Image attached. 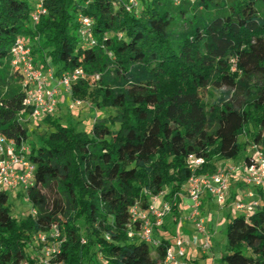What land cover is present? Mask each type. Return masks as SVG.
I'll return each mask as SVG.
<instances>
[{
    "label": "trees",
    "instance_id": "1",
    "mask_svg": "<svg viewBox=\"0 0 264 264\" xmlns=\"http://www.w3.org/2000/svg\"><path fill=\"white\" fill-rule=\"evenodd\" d=\"M125 1L43 0L47 13L33 24L37 0H0V133L27 139L29 126L18 118L21 75L10 65L18 36L37 67L55 76L84 71L71 84L72 98L114 110L89 132L61 125L55 115L38 120L51 130L28 154L37 181L28 200L37 214L14 217L0 191V264H37L29 243L52 224L65 237L58 257L64 264H159L168 238L155 231L152 256L146 242L126 232L130 206L146 202L143 189L180 191L192 174L189 154L204 157L202 173L220 161H248L247 143L264 151V0H138L132 11ZM181 4L191 14L179 9L174 22ZM79 13L93 19L97 46L80 44ZM178 24L180 33L173 31ZM8 68L19 85L8 86ZM207 87L223 88L224 96L204 102L200 90ZM225 236V264H264V203L233 215Z\"/></svg>",
    "mask_w": 264,
    "mask_h": 264
},
{
    "label": "built area",
    "instance_id": "2",
    "mask_svg": "<svg viewBox=\"0 0 264 264\" xmlns=\"http://www.w3.org/2000/svg\"><path fill=\"white\" fill-rule=\"evenodd\" d=\"M179 4L183 0H170ZM191 2L194 0H190ZM124 7L127 11L138 7V0H126ZM47 13L43 0H37L30 13L33 24L40 16ZM77 34L80 44L84 47L97 46V40L92 33L93 19L82 13L76 18ZM103 48V46L101 45ZM108 56L110 52H106ZM10 65L21 75V89L24 93V109L18 114L19 120H40L54 115L59 105V93L71 95V84L85 77L82 69L63 71L55 76L52 68L37 67L31 54V48L26 39L18 36L11 48ZM234 69V67H232ZM82 104V100L72 98L68 102V109L72 110ZM26 112L28 116L25 117ZM248 161L240 159L236 162L219 164L212 172L197 173L205 165L204 157L189 154L186 159L187 167L192 174L182 185L180 191L168 194L164 189L156 194L143 189V199L135 200L129 208V221L126 232L130 238H138L154 249L159 245L155 231L163 229L167 216L173 215L181 200L188 211L185 220L193 226V234L188 239L178 238L167 246L159 264H187L188 247L196 246L203 253L211 250L210 234L207 230L206 217L203 213V199L209 196L219 209L227 205L230 183L235 181L240 187L238 194L229 202V206L236 212L248 215L260 204L264 203V151L256 144H250ZM30 147L26 140L16 142L0 133V191L22 188L27 195L30 189L37 187L36 165L29 159ZM144 203V204H143ZM37 214V209L31 207L28 213ZM174 222H180V217L172 216ZM37 236V237H36ZM36 240L41 246L36 258L37 264H64L58 261L61 245L65 240L57 224H52L46 231H39ZM34 237V238H35ZM108 239V236H106ZM81 243H86L84 236ZM100 259H102L100 257ZM20 264H28L21 262Z\"/></svg>",
    "mask_w": 264,
    "mask_h": 264
},
{
    "label": "rangeland",
    "instance_id": "3",
    "mask_svg": "<svg viewBox=\"0 0 264 264\" xmlns=\"http://www.w3.org/2000/svg\"><path fill=\"white\" fill-rule=\"evenodd\" d=\"M179 9H186V14H191V9L186 4H181L177 8L173 10V21L178 22L180 19L177 11ZM174 32H181L183 31L182 24H178L175 29H173ZM6 78L7 82L9 83V87L13 85H19V78L17 75H15L11 68L7 69ZM94 85H92V88ZM6 90L5 86H3L0 82V96L4 94V91ZM200 95L204 102L211 103L213 101H217L218 99L222 98L224 96L223 88H213V87H207L205 89L200 90ZM66 97V100L65 98ZM70 100V96L64 92L59 93V107L56 109L54 115L57 116L56 120L61 125H72L75 130L79 131H86L89 132L91 130L92 124L96 120H100L103 118H106L108 116H112L114 114V110L112 108H99L97 107L91 100V97H87L83 100L82 104L72 110L68 109V102ZM53 116V115H52ZM38 120H34L32 122H27L29 128L27 131V139L26 143L29 145L32 144L33 141H37V137L41 135H47L48 132L51 130V127L49 126H39L37 124ZM117 128V125H113L111 129L115 130ZM247 139L246 136H240L241 141H245ZM250 143H247L244 154H248L250 151ZM242 153V154H243ZM242 156V155H241ZM220 162H217L215 166H218ZM8 195L7 204L10 207L11 214L16 218H21L25 215H27L30 212L31 209V203L27 199L26 193L23 191L22 188L18 187L16 189H8L6 190ZM44 194L50 195V189L45 188ZM236 211H224L220 213L222 222L219 223L216 226L217 222V216L215 215H206L208 221H207V230L209 232L213 231L214 226L218 227V232L216 235L210 240L211 245L214 248V252L212 254V247L211 250L206 252L207 255L203 256V252L198 249V251L195 252L194 256L188 257L187 261L188 263L192 264V259L196 260L197 264H225L222 256L226 253V236H225V226L226 223L229 222V220L233 217V215L237 214ZM171 216V215H169ZM177 216V215H176ZM178 217V216H177ZM213 223V226H212ZM166 230H170L171 233H174L175 224H173V220H170L168 216L165 219V226ZM37 233L35 234V236ZM37 237V236H36ZM35 238H32L29 245L32 250V255H36L39 252L40 245L38 241ZM173 238L171 239V242L173 243ZM150 246V245H149ZM151 252H153V247L150 246ZM154 256V253L151 254Z\"/></svg>",
    "mask_w": 264,
    "mask_h": 264
},
{
    "label": "crops",
    "instance_id": "4",
    "mask_svg": "<svg viewBox=\"0 0 264 264\" xmlns=\"http://www.w3.org/2000/svg\"><path fill=\"white\" fill-rule=\"evenodd\" d=\"M65 100H66V97H64ZM239 161V160H238ZM233 161L231 160H227V161H220L219 164H224V163H231ZM239 190H241V187L235 182V181H231L230 183V190H229V196H228V199H227V205L224 206L223 208L219 209V207L216 206V204L210 199V197L207 195L204 197L203 199V213L205 215V217H207L206 215H215L217 216V222H216V226L221 223L222 225V222L220 221L221 219V215L220 213L224 212V211H233V209L228 205L230 200H232V198L235 197L236 194H238ZM188 211V208L186 206V204L184 203L183 200L180 201L178 207L175 209L173 215L171 214V216H168V218H170V220H173L172 219V216H179L180 217V222L176 223L173 221V224H175V228H174V233H171L170 230H166V228H164L165 226V221H164V226H163V229H161L159 231L160 234H162L163 236H165L166 238H168L171 242V239L173 238V243L176 241V239L178 238V235L182 237V239H188L194 232L193 230V226L187 222L185 220V215ZM207 221L208 219L206 218V224H207ZM212 226H213V223H212ZM214 226L213 228V231L212 232H209L210 234V240L216 235V233L218 232V227ZM212 247V254L214 252V248L213 246L211 245ZM198 251V248L196 246H189L188 247V254L187 256L189 257H192L194 256L195 252ZM154 253V251H153ZM203 256H206L207 253H203L202 254ZM195 259H192V261H194ZM188 262V261H187ZM193 263V262H192Z\"/></svg>",
    "mask_w": 264,
    "mask_h": 264
}]
</instances>
